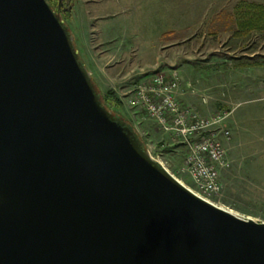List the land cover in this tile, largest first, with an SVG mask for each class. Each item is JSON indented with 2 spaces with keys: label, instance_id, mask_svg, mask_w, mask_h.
<instances>
[{
  "label": "water",
  "instance_id": "obj_1",
  "mask_svg": "<svg viewBox=\"0 0 264 264\" xmlns=\"http://www.w3.org/2000/svg\"><path fill=\"white\" fill-rule=\"evenodd\" d=\"M0 264H264V221L142 146L47 0H0Z\"/></svg>",
  "mask_w": 264,
  "mask_h": 264
},
{
  "label": "rangeland",
  "instance_id": "obj_2",
  "mask_svg": "<svg viewBox=\"0 0 264 264\" xmlns=\"http://www.w3.org/2000/svg\"><path fill=\"white\" fill-rule=\"evenodd\" d=\"M237 1L75 0L68 26L75 36L81 61L104 90L106 88L99 83L87 48V35L93 25L96 29L109 30L113 39L117 32L125 31V38L133 41L137 49L134 65L137 68L155 65L144 70L145 76L155 67H169V61L176 63L179 50L188 48L190 60L196 65L195 71L207 75L212 81L211 94H219L218 81L225 79L228 107H219L216 111H230L227 121H235L236 124L233 122L232 125L237 132L241 127L249 126L259 137H264V66L258 64L264 59V34L256 31L250 36L236 38L232 28L224 29L220 24L222 20L225 23L226 16L225 13L219 14L231 10ZM248 1L264 4V0ZM216 20L221 29L213 37L209 31L214 29ZM169 30H177L179 34L163 36ZM244 61L247 62L245 65L238 66ZM219 69L221 71H217ZM249 84L253 86L251 89ZM124 107L127 118L146 139L148 148L159 155L180 180L192 185L189 175L178 173L184 147L172 134L161 130L156 122L146 120L140 123L133 109L126 103ZM227 147L232 165L222 172L224 193L216 200L239 215L264 221V143H231Z\"/></svg>",
  "mask_w": 264,
  "mask_h": 264
},
{
  "label": "built area",
  "instance_id": "obj_3",
  "mask_svg": "<svg viewBox=\"0 0 264 264\" xmlns=\"http://www.w3.org/2000/svg\"><path fill=\"white\" fill-rule=\"evenodd\" d=\"M180 80L177 69L168 71L155 67L151 74L121 92L120 97L133 109L139 122H156L184 147L178 173L189 175L193 184L181 181L203 198L223 206L216 199L224 193L222 172L232 165L227 147L232 138L227 121L230 111L219 110L205 115L183 103L179 99ZM203 101L206 102V98L203 97ZM155 156L161 161L159 155Z\"/></svg>",
  "mask_w": 264,
  "mask_h": 264
},
{
  "label": "crops",
  "instance_id": "obj_4",
  "mask_svg": "<svg viewBox=\"0 0 264 264\" xmlns=\"http://www.w3.org/2000/svg\"><path fill=\"white\" fill-rule=\"evenodd\" d=\"M89 31V35H87V48L90 61L98 75L100 85H103L105 88L113 87L118 92H125L135 82L145 77L144 70L146 68L155 66L154 63L140 68L134 65V57L137 49L133 41L125 38V31L117 32V37L114 39L109 34V30H105L104 28L96 29V25H93ZM176 34H179L177 30ZM188 53V48L180 49L176 63L169 61L167 62V66L169 67H165V65L161 67L168 71L174 67L180 73L179 99L183 103L195 107L205 115L215 112L219 107H228L229 102L224 92V87L227 84L223 83L225 79L218 81L217 85L220 86L219 94H211L212 81L207 78V75L198 74L195 71L196 65L192 63L190 60L191 56ZM217 71L221 70L219 69ZM249 85L248 87L251 89L253 86ZM203 97L206 98V102L203 101ZM233 122L235 123L234 120L228 121L232 131V138L227 144L264 143V137H259L249 126L241 127L240 132H237V129L232 125Z\"/></svg>",
  "mask_w": 264,
  "mask_h": 264
},
{
  "label": "trees",
  "instance_id": "obj_5",
  "mask_svg": "<svg viewBox=\"0 0 264 264\" xmlns=\"http://www.w3.org/2000/svg\"><path fill=\"white\" fill-rule=\"evenodd\" d=\"M55 12L59 13L63 21L68 25L69 19L72 16V8L75 3V0H64L61 6L59 7V0H47ZM225 13L226 21H221V26H224V29L232 28L234 31V36L236 38H242L246 36H250L253 32H261L264 34V4L251 2L248 0H239L235 4V6L231 10L222 11L219 15ZM218 15V16H219ZM217 16V17H218ZM216 19V18H215ZM217 21L215 23V27L213 30L209 31L213 37L218 35V30L221 29L217 26ZM69 27V26H68ZM176 32L173 30L166 31L163 36L171 35L175 36ZM255 57V55L253 56ZM264 57V56H263ZM247 62L244 61L238 63V66L245 65ZM259 65L264 66V59L258 63ZM100 99L102 103L112 111L113 116L116 119L123 121L125 124L129 125L137 138L141 142L144 148H147V141L138 132L133 123L129 118H127V114L124 111V101L119 96L116 89L113 87H108L105 90L100 88V86L96 83V79H94Z\"/></svg>",
  "mask_w": 264,
  "mask_h": 264
}]
</instances>
